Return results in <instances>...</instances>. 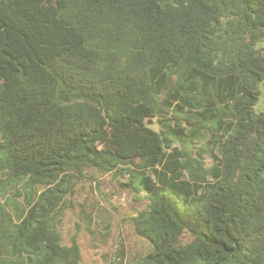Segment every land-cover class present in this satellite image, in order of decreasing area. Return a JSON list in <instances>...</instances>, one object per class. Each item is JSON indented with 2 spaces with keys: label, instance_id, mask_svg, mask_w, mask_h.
Masks as SVG:
<instances>
[{
  "label": "trees",
  "instance_id": "trees-1",
  "mask_svg": "<svg viewBox=\"0 0 264 264\" xmlns=\"http://www.w3.org/2000/svg\"><path fill=\"white\" fill-rule=\"evenodd\" d=\"M263 93L264 0H0V264H79L92 169L148 199L138 264H264Z\"/></svg>",
  "mask_w": 264,
  "mask_h": 264
},
{
  "label": "rangeland",
  "instance_id": "rangeland-1",
  "mask_svg": "<svg viewBox=\"0 0 264 264\" xmlns=\"http://www.w3.org/2000/svg\"><path fill=\"white\" fill-rule=\"evenodd\" d=\"M263 108L264 93L255 110ZM3 177L0 182L2 201L8 185L6 175ZM127 182L129 179L122 175L93 169L65 182L68 192L57 222L63 242L79 244V264H119L122 261L124 264H138L150 253L151 242L137 234L132 219L147 207L148 199L143 197L144 192L127 186ZM8 188L6 201L10 210L23 208L26 203L23 195L13 187Z\"/></svg>",
  "mask_w": 264,
  "mask_h": 264
},
{
  "label": "water",
  "instance_id": "water-1",
  "mask_svg": "<svg viewBox=\"0 0 264 264\" xmlns=\"http://www.w3.org/2000/svg\"><path fill=\"white\" fill-rule=\"evenodd\" d=\"M149 123H151V121Z\"/></svg>",
  "mask_w": 264,
  "mask_h": 264
}]
</instances>
